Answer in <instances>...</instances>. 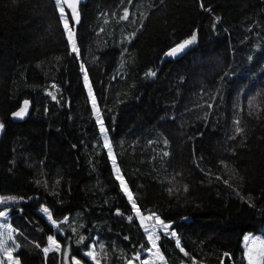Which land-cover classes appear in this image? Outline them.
Masks as SVG:
<instances>
[{"label":"trees","instance_id":"obj_1","mask_svg":"<svg viewBox=\"0 0 264 264\" xmlns=\"http://www.w3.org/2000/svg\"><path fill=\"white\" fill-rule=\"evenodd\" d=\"M60 1L0 0V206L20 264L146 254L116 168L176 232L179 247L160 235L164 264H246L244 236L264 230V0H88L76 31Z\"/></svg>","mask_w":264,"mask_h":264},{"label":"rangeland","instance_id":"obj_2","mask_svg":"<svg viewBox=\"0 0 264 264\" xmlns=\"http://www.w3.org/2000/svg\"><path fill=\"white\" fill-rule=\"evenodd\" d=\"M58 3L60 4L61 1L59 0ZM63 20H64V24H65V20L67 21L68 27L66 28V31L68 34V39L70 40V42L73 46V42H74L73 31L70 28V22L68 21V18L66 17L65 13H63ZM69 30L72 33L71 39L69 37ZM84 80H85V77H84ZM85 85L87 87L91 102L95 103V96H94V93L92 91L88 77H87V80H85ZM89 88L91 89V92L89 91ZM95 112L97 115H99V110L97 108H95ZM111 157H112V161H113V155L112 154H111ZM118 175L120 178L119 179L117 178V180H118L122 190H123V186H126L127 191L133 197V194H132L126 180L124 179V177L120 173H117L116 177H118ZM122 182H123V185H122ZM123 192L125 193L124 190H123ZM126 196L129 199L128 195H126ZM133 201H134V199H133ZM133 201H131V203ZM0 213H4V215H0V264H14V261L19 262L18 258L15 256V253L20 249L21 244H22V242H19V239H18L21 232L12 225L11 210H9V209L1 210ZM39 213L46 219V221L48 222L49 225H51L54 229H56V231H59V222H56L54 224L52 221H50L48 219V216L43 212V209L39 210ZM137 217L141 221V224H142L146 234L148 236L150 233L153 234V240H155L157 247H153L152 241H150L151 242V249L148 250L146 252V254H144V255H138L139 259L135 258L136 260L131 262V264H141V261L145 262V264H164L165 263L164 258L163 259L160 258L161 256L163 257V255L159 249L158 242L160 239V235L162 233L173 237L171 235V233L174 231L171 229L172 225L170 223L164 222L165 224L169 225V228L167 229V233H165V231L163 230V225L156 222V217H158L157 215H154V214L153 215H146V216L145 215H137ZM160 220H161V218H160ZM146 229H147V231H146ZM156 236H159V239H156ZM52 238H53V240H55L54 237H52ZM173 238H175L177 240L178 239L177 234ZM246 239L254 240V241H256V243H249L248 245H246L245 244ZM261 241H264V230H262V232L258 233V234H248V235L244 236L243 247H244V251H245L246 264H248V255H247L248 249L251 248L254 252H257L261 247V244H260ZM46 248L50 249L47 253H45L43 251L46 258L52 252H57L56 245L52 244L51 242H50V245ZM157 248L159 249V252H157ZM60 249H61V247H60ZM60 249H59V251H60ZM93 250H94V248H92V250H90V252H92L93 255L95 256V253ZM87 257L90 258L91 260H93L88 255H87ZM95 258H96L95 261H97V257H95ZM74 260H76V259H74ZM74 260H73V262H74ZM19 264H20V262H19Z\"/></svg>","mask_w":264,"mask_h":264},{"label":"snow or ice","instance_id":"obj_3","mask_svg":"<svg viewBox=\"0 0 264 264\" xmlns=\"http://www.w3.org/2000/svg\"><path fill=\"white\" fill-rule=\"evenodd\" d=\"M58 2H59V0H58ZM60 11H61V14H62V16H63L64 9H63L62 7L60 8ZM127 17H128V12L125 11V13H124V17H122V18L126 19ZM77 19H78V18H77ZM65 27H66V28L68 27V25H67V21H66V20H65ZM71 35H72V33H71V31L69 30V37H70V39H71ZM195 40H196V35L194 34V35L191 37V39H189V40H185L183 43L179 44L176 48H173L169 53H167V55H170V56H174V55H176L178 52L182 51V50H183L184 48H186L188 45H190V44H192L193 42H195ZM72 51H73V52H77V51H78L77 48H76V46H75V43H74V42H73ZM147 75L154 76L155 73H154V72H149V73H147ZM85 80H87V76H85ZM89 91L91 92V89H90V88H89ZM53 99H55V97H53ZM27 107H28V102L25 101V106H24L23 108H21L20 111L14 113L13 115H14L15 117H18V118H23V116H24V115L26 114V112H27ZM237 123H238V122H237ZM2 127H3V125H0V128H2ZM101 131H102V132L105 131L104 128H103L102 122H101ZM241 131H242V129L237 128V133H239V132H241ZM105 140L107 141V136H106V135H105ZM106 146L109 147V154L111 155L110 145H106ZM166 154H167V153H165V155H166ZM113 164L115 165V158H114V157H113ZM116 171H117V173H119V169H118V168H116ZM117 178H118V179L120 178L119 175H118ZM122 185H123V182H122ZM123 190L125 191V194L128 195L129 200H130V201H133V197H132L131 194L127 191L126 186H123ZM5 199H12V200H14V199H16V198H15V197H8V198H5ZM2 202H4V201H3L2 199H0V203H2ZM132 208L136 211L137 215H142V214L140 213L139 208L137 207V205L135 204L134 201L132 202ZM43 212L48 216V219H49L50 221H52L54 224L56 223V221H54V220L52 219V215H51V213L49 212V210H48L47 208L43 209ZM118 214H119V213H118ZM0 215H4V213H0ZM129 219L131 220L132 217H129ZM156 222L159 223V224H161V225H163V230L165 231V233H167V229L169 228V225L165 224L164 221L160 220L159 217H156ZM146 231H147V229H146ZM171 235L174 237V236H176V233L173 231V232L171 233ZM148 239H149L150 241H152L153 247H157V246H156V243H155V240H153V234H152V233L149 234ZM156 239H159V236H156ZM49 241H50L52 244H55V245H56V250L59 251V249H60V245H59L55 240H53V238H52L51 236L49 237ZM249 243H256V241L246 239V240H245V244L248 245ZM176 244H177L178 247L180 246V241H179L178 239L176 240ZM260 244H261V247H260V249H259L257 252H254L251 248L248 249V253H247V255H248V264H264V241H261ZM49 250H50L49 248H44V252H45V253H47ZM180 250H181L182 252L184 251V249H183L182 247H181ZM157 252H159V249H158V248H157ZM86 255H88L89 257H91L93 260L96 259L92 252H88V253H86ZM185 255H188V253L185 252ZM226 255H227V254H226ZM160 258L163 259L162 256H161ZM136 259H139V256H137ZM14 264H19V262H18V261H14ZM73 264H81V261H79V260H74ZM97 264H99V262H97ZM129 264H131V262H129ZM141 264H145V262L141 261Z\"/></svg>","mask_w":264,"mask_h":264},{"label":"water","instance_id":"obj_4","mask_svg":"<svg viewBox=\"0 0 264 264\" xmlns=\"http://www.w3.org/2000/svg\"><path fill=\"white\" fill-rule=\"evenodd\" d=\"M87 2H88V0H62L63 6L65 7L66 11L71 15V17L74 21V30L75 31L77 29V26L79 25V14H78L79 9L82 5L86 4ZM186 50H187V47L184 48L182 51L178 52L174 56L167 55V53L170 52V51H168L163 57L162 64L165 61H175V60L179 59L186 52ZM27 112H28V109H27ZM27 112H26V114H27ZM25 115L23 117H25ZM0 133H1V129H0ZM1 210H2V207L0 206V212H1Z\"/></svg>","mask_w":264,"mask_h":264}]
</instances>
